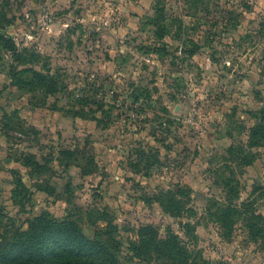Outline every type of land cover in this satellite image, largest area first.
Segmentation results:
<instances>
[{
  "label": "rangeland",
  "instance_id": "obj_1",
  "mask_svg": "<svg viewBox=\"0 0 264 264\" xmlns=\"http://www.w3.org/2000/svg\"><path fill=\"white\" fill-rule=\"evenodd\" d=\"M35 70L56 89L22 86ZM256 126L264 0H0L11 240L47 212L91 239L116 226L123 264H264Z\"/></svg>",
  "mask_w": 264,
  "mask_h": 264
},
{
  "label": "trees",
  "instance_id": "obj_2",
  "mask_svg": "<svg viewBox=\"0 0 264 264\" xmlns=\"http://www.w3.org/2000/svg\"><path fill=\"white\" fill-rule=\"evenodd\" d=\"M5 44L10 51L16 50L12 39H5ZM162 49L164 48L153 50ZM195 52L196 49L190 51L191 54ZM19 57L20 55L17 54V58ZM33 73L34 76L30 81H22V86L35 85L49 91L56 89L55 85L58 82L55 78H50L36 70ZM11 76L16 81L21 80L19 72L15 69L11 70ZM258 135L264 138V129L256 126L250 136L252 140L256 139L252 145L261 140L257 137ZM232 157L233 154H230V158ZM241 164L243 167L248 166L246 163L240 162ZM151 226L148 225L142 230L149 229ZM109 227L112 228L110 232L107 228L98 229L95 237L91 239L77 227L73 220L58 221L48 217V213L45 212L30 222L28 230H17L16 238L11 240L5 235L8 230L6 224L0 219V264H123L117 255L121 244L111 235L112 231L117 230L116 226L110 224ZM159 244L164 247L169 243L162 240ZM169 246L170 250L175 247V244L170 242Z\"/></svg>",
  "mask_w": 264,
  "mask_h": 264
}]
</instances>
